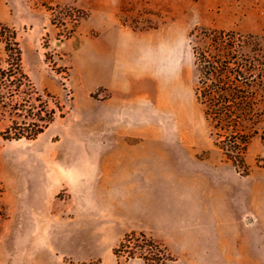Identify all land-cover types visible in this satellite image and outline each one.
Masks as SVG:
<instances>
[{
    "label": "rangeland",
    "instance_id": "obj_1",
    "mask_svg": "<svg viewBox=\"0 0 264 264\" xmlns=\"http://www.w3.org/2000/svg\"><path fill=\"white\" fill-rule=\"evenodd\" d=\"M4 27L55 120L0 126V264H264V142L237 168L195 97L196 36L264 38V0H0L5 68Z\"/></svg>",
    "mask_w": 264,
    "mask_h": 264
},
{
    "label": "trees",
    "instance_id": "obj_2",
    "mask_svg": "<svg viewBox=\"0 0 264 264\" xmlns=\"http://www.w3.org/2000/svg\"><path fill=\"white\" fill-rule=\"evenodd\" d=\"M6 67L0 59V126L7 140H32L55 120V111L36 91L22 65V49L14 31L4 27ZM244 39V40H243ZM202 32L196 36L197 102L217 146L237 168L247 169L249 142H264V38ZM49 95V94H48ZM264 162V160H263ZM114 254L146 264H171L167 251L145 234L127 235Z\"/></svg>",
    "mask_w": 264,
    "mask_h": 264
}]
</instances>
